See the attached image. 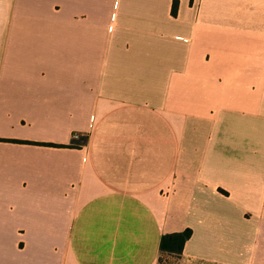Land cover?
Segmentation results:
<instances>
[{
  "label": "crops",
  "instance_id": "1",
  "mask_svg": "<svg viewBox=\"0 0 264 264\" xmlns=\"http://www.w3.org/2000/svg\"><path fill=\"white\" fill-rule=\"evenodd\" d=\"M176 2L0 0V264H264V0Z\"/></svg>",
  "mask_w": 264,
  "mask_h": 264
},
{
  "label": "trees",
  "instance_id": "2",
  "mask_svg": "<svg viewBox=\"0 0 264 264\" xmlns=\"http://www.w3.org/2000/svg\"><path fill=\"white\" fill-rule=\"evenodd\" d=\"M176 0H173L172 10L176 9ZM191 230L189 228L180 232L167 233L162 235L160 244V254L162 251H170L176 254L181 253L185 241L189 238ZM160 256V255H159Z\"/></svg>",
  "mask_w": 264,
  "mask_h": 264
},
{
  "label": "rangeland",
  "instance_id": "3",
  "mask_svg": "<svg viewBox=\"0 0 264 264\" xmlns=\"http://www.w3.org/2000/svg\"><path fill=\"white\" fill-rule=\"evenodd\" d=\"M157 264H186L180 257L179 254L170 252V251H162Z\"/></svg>",
  "mask_w": 264,
  "mask_h": 264
},
{
  "label": "built area",
  "instance_id": "4",
  "mask_svg": "<svg viewBox=\"0 0 264 264\" xmlns=\"http://www.w3.org/2000/svg\"><path fill=\"white\" fill-rule=\"evenodd\" d=\"M74 138H79V135L78 134H74Z\"/></svg>",
  "mask_w": 264,
  "mask_h": 264
}]
</instances>
